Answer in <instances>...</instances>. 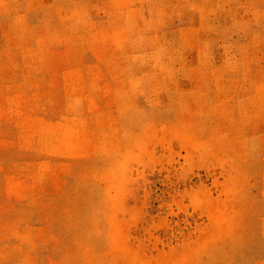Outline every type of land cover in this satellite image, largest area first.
Wrapping results in <instances>:
<instances>
[{
    "label": "rangeland",
    "instance_id": "obj_1",
    "mask_svg": "<svg viewBox=\"0 0 264 264\" xmlns=\"http://www.w3.org/2000/svg\"><path fill=\"white\" fill-rule=\"evenodd\" d=\"M0 264H264V0H0Z\"/></svg>",
    "mask_w": 264,
    "mask_h": 264
}]
</instances>
